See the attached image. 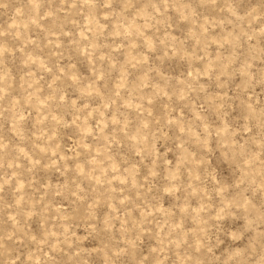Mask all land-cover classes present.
Listing matches in <instances>:
<instances>
[{
    "label": "rangeland",
    "instance_id": "1",
    "mask_svg": "<svg viewBox=\"0 0 264 264\" xmlns=\"http://www.w3.org/2000/svg\"><path fill=\"white\" fill-rule=\"evenodd\" d=\"M0 264H264V0H0Z\"/></svg>",
    "mask_w": 264,
    "mask_h": 264
}]
</instances>
